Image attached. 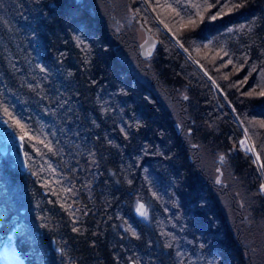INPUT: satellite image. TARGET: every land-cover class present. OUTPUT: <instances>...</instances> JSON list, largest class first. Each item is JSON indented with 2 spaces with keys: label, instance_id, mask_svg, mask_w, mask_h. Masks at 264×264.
<instances>
[{
  "label": "trees",
  "instance_id": "16d2710c",
  "mask_svg": "<svg viewBox=\"0 0 264 264\" xmlns=\"http://www.w3.org/2000/svg\"><path fill=\"white\" fill-rule=\"evenodd\" d=\"M134 1L147 61L92 17L105 2L0 0V119L26 162L0 151V245L21 225L22 264H263L264 0H151L175 41Z\"/></svg>",
  "mask_w": 264,
  "mask_h": 264
},
{
  "label": "bare ground",
  "instance_id": "6f19581e",
  "mask_svg": "<svg viewBox=\"0 0 264 264\" xmlns=\"http://www.w3.org/2000/svg\"><path fill=\"white\" fill-rule=\"evenodd\" d=\"M127 1H130V0H127ZM146 2H147V4H148V1L147 0H145ZM150 1V3H151V5H150V9L148 8V7H146V5H145V7H146V9L149 11V13L152 15V17L156 20V22H159L160 20L157 18V16H156V12H155V10L153 9V6H152V2H151V0H149ZM106 4H107V6H103L104 4H102V5H100V6H102L101 7V10H99V11H91V15H92V17H94V18H96V19H98L99 21H97L96 20V22L97 23H99L100 25H103V23L102 22H105V23H107V24H109L111 27H113V29L116 31V30H118L120 27H121V25L123 24V21L121 20L122 18H125L127 15H128V13L129 12H127V11H123V12H121L122 11V7L119 5L120 3L118 2H114V4H112V3H107V2H105ZM128 7L129 6H127V9H128ZM139 19V18H138ZM159 20V21H158ZM139 21H141L140 19H139ZM92 22H93V20H92ZM91 22V20L89 21V23H92ZM96 22H95V24H96ZM126 23V22H125ZM137 24V28H138V26H139V22L138 23H136ZM144 24H141V27H142V30L145 32L146 30L147 31H150L149 30V26L147 27V26H143ZM134 26L136 27V25L134 24ZM131 29V28H130ZM119 31V30H118ZM134 31V30H133ZM139 32V31H138ZM138 32H136V31H134V34H132L131 36H129V35H126V34H124V33H122L121 31H119V32H117L116 34H115V36L116 37H113V40H114V42H116V44L121 48V50L123 49V48H125V50H128V51H130V52H133V53H135V55H137L141 60H144V61H147L148 60V57H149V54H152L153 52H151L150 53V50H149V48H155L156 47V45L158 44V39L155 37V36H153L154 38H156L157 39V44H155L154 46H152V47H148L147 48V50H149V53H147L146 52V54H147V57L146 58H144L143 57V54L145 53V47L143 46L144 45V43H145V41L144 42H142V43H138L137 42V40H138ZM129 34H131V32L129 31ZM169 36H171L170 34H168ZM133 36H135L134 38V42H133V40H131L132 39V37ZM128 38V39H127ZM130 39V40H129ZM127 40H129V41H127ZM263 184H264V182H263Z\"/></svg>",
  "mask_w": 264,
  "mask_h": 264
},
{
  "label": "rangeland",
  "instance_id": "374dc122",
  "mask_svg": "<svg viewBox=\"0 0 264 264\" xmlns=\"http://www.w3.org/2000/svg\"><path fill=\"white\" fill-rule=\"evenodd\" d=\"M95 1H100V2H107V3H112V4H114V2H115V0H95ZM139 1V0H138ZM148 1V4H147V2L145 1V0H141V2L144 4V5H146V7H148L149 9H150V5H151V3H150V1L149 0H147ZM117 2V1H116ZM118 3V2H117ZM128 9L126 10L127 12H129L128 13V15L125 17V18H122L121 20L123 21V24L121 25V27L118 29L119 31H121L122 33H124V34H126V35H129V29L131 28V21H130V16L131 15H136L137 16V18H139V15H138V12H137V4H136V2L134 1V0H130V1H128ZM121 12H123V11H121ZM125 12V11H124ZM138 20V19H137ZM142 20V19H141ZM156 21V20H155ZM159 21V20H158ZM126 22V23H125ZM138 22H139V33H138V40H137V42L138 43H142V42H144L145 40H146V34H145V32L142 30V27H141V24H143V22L142 21H139L138 20ZM158 24H159V26H160V28L166 33V34H170L171 35V32H170V30H169V28L165 25V24H163L161 21H159L158 22ZM144 26V25H143ZM118 30H116V32H119ZM151 33V32H150ZM152 34V33H151ZM153 35V34H152ZM173 40L175 39L172 35L170 36ZM128 39V38H127ZM130 40V39H129ZM129 40H127V41H129ZM175 41V40H174ZM198 67H199V64H198ZM173 98V97H172ZM176 99V98H175ZM241 141H243L244 143L243 144H241ZM234 148V152H236L237 151V147L236 146H234L233 147ZM239 148L240 149H242L243 151H245V152H247V153H251L254 157H255V152H254V147H253V144H252V140H251V138L247 135V134H243V137L241 138V140L239 141ZM249 149H251L250 151H249ZM232 153V152H231ZM232 156V154L229 156V157H231ZM219 162H221V164L222 163H224V155L219 159ZM229 164V163H228ZM215 179H216V182L218 183L217 185L219 186V187H221V188H223V187H225V186H227V184H228V180H227V178H226V176L224 177V175H223V171H222V168H221V166L215 171ZM226 199H228L229 198V196H224ZM222 204H223V206L226 208V211H227V213H228V215L230 216L231 215V211H230V209L228 208V205H229V207H231L232 206V204H231V201L230 200H227V202L226 201H223L222 202ZM139 205H141V204H138V205H136V207L138 208V206ZM145 207V206H144ZM146 209V208H145ZM146 211H147V209H146ZM148 212V211H147ZM137 214L140 216V217H142L143 219H147L148 218V215H147V217H143V216H141L140 214H139V212L137 211ZM251 232V230L249 231V233ZM259 240L261 241V243H260V246L261 247H264V237L263 236H261L260 238H259ZM251 241H254V238H252L251 239ZM250 241V242H251ZM254 245H256V243L254 244ZM0 252H2V249H1V247H0ZM0 264H3V262H0ZM11 264H17V262H11ZM264 264V263H263Z\"/></svg>",
  "mask_w": 264,
  "mask_h": 264
},
{
  "label": "snow or ice",
  "instance_id": "6c2138e0",
  "mask_svg": "<svg viewBox=\"0 0 264 264\" xmlns=\"http://www.w3.org/2000/svg\"><path fill=\"white\" fill-rule=\"evenodd\" d=\"M219 2V0H218ZM192 7L200 9L202 7V5L200 4H193ZM208 8L214 7V5H207ZM232 7H241L240 4H234L232 5ZM229 11H231V8L229 9ZM224 13L221 11L219 13H217L216 15H211L210 19L212 20H216L218 16L223 15ZM203 17L201 16V19ZM190 24H194L195 21L193 20H189ZM229 63H231V60H229ZM251 94V93H250ZM261 95H264V92L260 93ZM4 111L7 113L8 109L5 108ZM17 125H19L21 128L24 127V125L20 124L19 121L16 122ZM34 138V137H33ZM21 140L24 139V136L20 137ZM41 143H43V141H41ZM244 142L241 141V144H243ZM251 149H249L250 151ZM257 159H259V155H257ZM261 167H264V164L261 165ZM262 190H264V185L261 186ZM137 211L139 212V214L143 217H147L148 212L146 211L145 207L143 204L139 205L137 208ZM22 226L21 225H16L14 226L12 229H10L9 234L6 237V242L3 243L2 245H0V247H2L3 251L0 252V262H3V264H11V262H17V264H22V261L20 259V255L16 250V247L14 246L13 243V238L15 236V234L19 231H21ZM73 231H77V229H73ZM133 235H135V232H133ZM170 246V245H169Z\"/></svg>",
  "mask_w": 264,
  "mask_h": 264
},
{
  "label": "water",
  "instance_id": "95a60500",
  "mask_svg": "<svg viewBox=\"0 0 264 264\" xmlns=\"http://www.w3.org/2000/svg\"><path fill=\"white\" fill-rule=\"evenodd\" d=\"M145 34L146 40L143 45L145 47V53L143 54L144 58L147 57V48L154 46L158 42L157 39L154 38L150 33V31L146 30ZM21 141L22 140L20 137L14 133L11 127H9L8 123L6 121L0 120V150L2 152H6L8 149L7 143L11 142L10 153L14 156L15 162L19 165V167L23 169L25 168L26 162Z\"/></svg>",
  "mask_w": 264,
  "mask_h": 264
},
{
  "label": "flooded vegetation",
  "instance_id": "af4514ba",
  "mask_svg": "<svg viewBox=\"0 0 264 264\" xmlns=\"http://www.w3.org/2000/svg\"><path fill=\"white\" fill-rule=\"evenodd\" d=\"M130 21H131V25H136V23H138V18H137V16L136 15H131L130 17ZM138 19V20H137ZM135 30H136V32H138L139 31V26H138V28H137V26L135 27ZM139 33V32H138ZM137 33V34H138ZM149 50H150V53L151 52H153V50H154V48H149ZM149 50H147L148 51V53H149ZM151 54H149V56H150ZM149 58V57H148Z\"/></svg>",
  "mask_w": 264,
  "mask_h": 264
}]
</instances>
